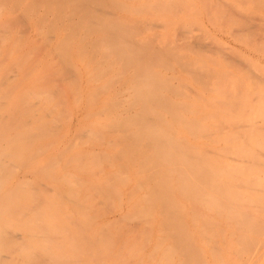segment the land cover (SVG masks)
Returning <instances> with one entry per match:
<instances>
[{
    "label": "rangeland",
    "instance_id": "rangeland-1",
    "mask_svg": "<svg viewBox=\"0 0 264 264\" xmlns=\"http://www.w3.org/2000/svg\"><path fill=\"white\" fill-rule=\"evenodd\" d=\"M161 1L119 0L121 11L117 10L116 13L127 21L133 19L137 22L143 18L150 22L151 28L142 33L145 36L142 41L147 42L146 37L161 33L164 37L158 40L159 45L171 46L176 52L173 58V55L170 56L173 61L167 64L169 69H165L167 65L163 67V56H158L162 61L158 60L156 69L172 78L166 79V83L177 87L178 94H174L172 98L183 108L180 109L182 115L179 120H175L171 115L163 114L162 128L184 139L193 161H200L196 157L197 151H201L202 156L199 158L207 162L214 180H227L218 183L226 185L229 190L220 193L210 191L208 195L205 194V201H213V196L231 200L234 196L229 192L232 191L238 195L237 203L240 204L234 217L226 213L217 214L215 206L207 204L210 208H205L200 215L205 221L209 219L212 223L204 226L193 224L188 219L189 230L195 238L196 246L205 251V256H208L207 259L212 264H220L218 262L221 257L217 248L224 243L234 245L231 250L227 247L226 260L230 264H262L258 259L264 264V0H184L181 5L170 8L166 6L164 10L152 7L154 3ZM86 2L87 0H0V114L40 110H56L58 114L65 112L69 104L76 115L84 118V124L106 123L108 114L100 113L104 107L103 102L112 100L118 90L128 88L126 78L132 72L124 75L119 71L120 65L113 68L108 61L102 63L106 75L99 78L103 71H97L99 68H94L95 65L89 61L88 56L72 45L71 60L68 47L62 46V43L68 41L76 22L85 14ZM185 4L189 7L192 5L194 9L190 10L192 7L189 9ZM131 6L150 12L143 16L135 12L133 14ZM169 9L177 12L172 13ZM198 9L202 11L200 14ZM189 20H197L209 32H201L195 28L184 30L183 22ZM156 21L160 24L167 21L170 28H153ZM74 42L77 44V41ZM83 43L86 42L82 41ZM182 61L187 64L184 66ZM72 63L81 83L77 76L70 77L63 70H67ZM200 73L208 75L203 81L205 84H201L197 78ZM218 86L222 88L219 93L214 91ZM42 88L56 91L57 97L45 95L38 99L33 92ZM195 90L202 93L207 101L197 95ZM90 95L96 99L94 102L93 98H88ZM63 98L67 102L62 101ZM124 99L118 101L122 106L121 111L132 110L130 106L135 99L134 93H128ZM60 120L65 123L67 118ZM192 122L193 125L190 126ZM80 125H75L74 135L83 131ZM99 130L103 133L100 139H88L87 142H81L78 148L83 151L106 149L109 153L116 152L119 146L114 149L110 142L118 137L102 125ZM102 136L106 139L103 140ZM167 136L158 137L165 141ZM168 139L170 142V138ZM30 146L31 143L25 144L24 152ZM102 164L99 166L95 161L92 173L85 174L89 184L100 185L121 170L111 161L103 160ZM112 172L115 174L112 175ZM128 172V178L113 184L116 191L113 192L124 194V203L135 202L136 198L130 202L129 198L147 193L146 190L135 189L140 173L130 169ZM47 179L46 181L51 182ZM16 180L19 181L18 178ZM100 194L102 193L98 190L91 191V195L99 197ZM128 208L126 205V211ZM245 208H249L252 214L249 226L258 228L251 234L252 240H246V237L238 240L237 234L241 232L234 231L238 223L236 218H244ZM189 215L193 216L192 212ZM212 217L213 220L210 219ZM105 220L107 219L100 221ZM134 222L137 229L132 230L133 225L128 226L129 230L126 229L125 234L121 231L122 236L115 241L118 244L116 250L121 247L125 254L134 256L131 260L128 259V264H186L178 256H173L177 261L173 262L169 253L172 242L165 238L160 226L147 224L146 221ZM126 226L123 227L128 228ZM150 229L153 233L149 235ZM248 243H254V246ZM109 246H106L107 250ZM136 254L141 257H136Z\"/></svg>",
    "mask_w": 264,
    "mask_h": 264
},
{
    "label": "crops",
    "instance_id": "crops-1",
    "mask_svg": "<svg viewBox=\"0 0 264 264\" xmlns=\"http://www.w3.org/2000/svg\"><path fill=\"white\" fill-rule=\"evenodd\" d=\"M118 1L87 0L85 14L76 22L68 41L62 43V46L68 47L71 60V45L87 55L95 65L94 68L103 71L99 78L106 75L102 63L108 61L113 68L120 65L119 71L124 75L132 72L126 78L128 88L118 90L112 100L103 102L104 107L100 113L108 114L106 123L84 124V118L76 115V111L68 103V109L58 114L56 110L0 114V139L4 141L2 146L6 155L2 160L4 169L0 176L3 184L0 190V264H128V259L131 260L134 256L125 254L121 247L116 250L118 244L115 241L122 236L121 231L125 234V230H129L128 226L133 225L131 229H137L134 226L137 225L135 220L138 223L146 221L147 224H156L163 229L165 238L172 242L170 256H178L186 264H205L203 249L196 246L188 219L193 224L207 226L212 221H205L200 215L205 208H210L207 204L215 206L217 214L226 213L230 217H234L238 211L236 209L240 208L237 203L238 195L232 191L229 192L234 196L231 200L213 196V201H205V194L208 195L210 191L220 193L229 190L226 185L219 184L227 180H214L207 162L199 158L202 156L201 151H197L196 157L200 161H193L184 139L176 137L172 131L163 130V114L179 120L182 110L173 112L167 106H162L161 99H165L171 106L174 103L178 105L172 98L174 94H178V89L175 85L172 89L169 88L172 86L166 83V79H170L168 74L161 73L164 78L160 82L156 81L155 78L160 73L156 67L158 60L162 61L158 56H163L165 67L173 61V54L176 52L171 46L159 45L158 40L164 37L161 33L146 37L147 42L142 41L145 38L142 33L151 28L150 22L143 18L137 22L133 19L127 21L117 15V10L121 9ZM177 2L179 3L163 0L152 4V7L164 10L166 6L177 7L182 3ZM131 7L133 14L135 12L143 16L150 12ZM169 11L177 12L172 9ZM156 23L158 22L154 25ZM183 25L186 31L195 28L201 32H209L197 20L184 21ZM152 27L156 28V25ZM163 28L169 29L170 26L167 24ZM82 41L86 43L82 44ZM186 64L183 62L184 66ZM165 69H169L168 65ZM63 70L70 77L77 76L73 63L67 70ZM197 75L201 84H205L203 81L208 75ZM77 78L81 83V78ZM107 85L108 83L105 85L106 89ZM49 90L50 88H42L33 92V95L50 93ZM221 90L219 86L214 89L218 93ZM131 92L135 96L130 106L132 110L121 111L122 106L118 101ZM194 92L207 101L202 93L197 90ZM51 93L57 97L56 91L52 90ZM88 98L92 99L93 96ZM169 98L174 102H169ZM95 100L93 98L92 102ZM62 101L67 102L65 98ZM63 117L67 118L65 123L60 120ZM76 124H81V134H73ZM101 125L118 137L110 143L114 149L118 146L119 149L109 153L106 149L83 151L78 148L81 142H87L88 139H100L103 134L99 130ZM192 125L193 122L190 126ZM25 130L28 132L25 133ZM161 135L169 137L163 141L158 137ZM168 138L170 142L167 141ZM102 139L106 138L102 136ZM29 143L30 148L24 152V145ZM103 160L117 164L121 170L100 185L89 184L85 174L92 173L95 161L102 166ZM15 166L19 167L18 171ZM129 169L140 173L135 189L146 190L147 193L129 198V202L136 198L135 202L124 203V194L115 193L113 184L128 178ZM46 178L51 182L46 181ZM174 178L176 180H172ZM235 185L238 187V184ZM93 190L102 194L99 197L91 195ZM126 205L129 207L128 211L125 209ZM248 209L245 208L244 218H236L238 223L234 231L241 232L237 234L238 240L245 237L246 240H252L251 234L258 230L249 226L252 214ZM190 212L193 216L189 215ZM104 218L107 220L101 222ZM210 219L213 220V217ZM124 225L128 228H124ZM151 233L152 229L148 231L149 235ZM108 245L110 248L107 250ZM248 245L253 247L254 243ZM232 246L234 248V245L224 243L217 248V252L220 253V248L227 250L228 247L231 250ZM136 257L141 256L136 254ZM173 262H177L175 257ZM258 262L263 264L261 259Z\"/></svg>",
    "mask_w": 264,
    "mask_h": 264
},
{
    "label": "bare ground",
    "instance_id": "bare-ground-1",
    "mask_svg": "<svg viewBox=\"0 0 264 264\" xmlns=\"http://www.w3.org/2000/svg\"><path fill=\"white\" fill-rule=\"evenodd\" d=\"M177 1H180V2H184V0H174V2H176V3H179V2H177ZM187 1V0H186ZM195 2V1H194ZM204 2V1H203ZM189 3H191L192 4V2H190L189 1ZM187 4V3H186ZM185 4V5H186ZM190 5V4H189ZM194 5H196L197 6V4L196 3H194ZM186 6H188V5H186ZM205 7L207 6V3H206V5H204ZM208 6H209V4H208ZM189 7V6H188ZM192 7V5L189 7V9ZM195 7V6H194ZM204 7V8H205ZM198 8H201V7H198ZM211 8V7H210ZM188 9V10H189ZM194 8L192 7V9H190V10H193ZM207 9V8H206ZM199 10V14H200V12H202L200 9H198ZM207 11V10H206ZM205 12V11H204ZM198 13V11H196V14ZM194 14V13H193ZM192 14V15H193ZM197 16V15H196ZM193 17V16H192ZM156 25V27H165V26H167V23H156L155 24ZM199 26V25H198ZM200 27V26H199ZM160 36V34H158V37ZM189 65H191L192 66V64H190L189 63ZM164 75L163 74H161V73H158L157 74V77L155 78L156 79V81H162V79L161 78H164L163 77ZM164 85V83L162 82V86ZM171 86L172 87H170L169 86V88H173V84H171ZM45 93L46 94H49V96H53L52 95V93L50 92V93H48V92H41V93H35L34 94V96L35 97H37L38 99H42L44 96H45ZM169 100V102H174V101H172L170 98L168 99ZM161 102H162V106L164 107V106H167V108H170L173 112H176V111H178V110H180V107H179V105H176L175 103L173 104V106H171L165 99H161ZM136 139V138H135ZM4 143V141L3 140H1L0 139V176H1V174H2V172H3V163H2V160L3 159H5V157H6V155H5V153H4V151H3V148H4V146H2V144ZM15 169H16V171H18L19 170V167L18 166H15ZM30 183H32V184H34L35 186H36V184L34 183V182H32V181H30ZM2 187H3V184L0 182V190L2 189ZM219 251H220V257H221V259L219 260L220 262V264H230V262H229V260H226V256H227V253L226 252H228L227 250H225V249H223V248H220L219 249ZM203 253H204V262H205V264H209L210 262L208 261V259H207V257L205 256V251L203 250ZM232 254V253H231ZM234 260V259H233Z\"/></svg>",
    "mask_w": 264,
    "mask_h": 264
}]
</instances>
